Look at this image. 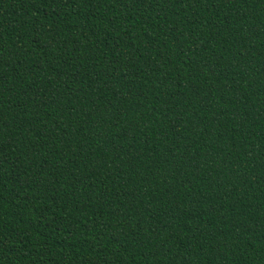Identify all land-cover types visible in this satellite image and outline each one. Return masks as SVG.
<instances>
[{
    "label": "trees",
    "instance_id": "obj_1",
    "mask_svg": "<svg viewBox=\"0 0 264 264\" xmlns=\"http://www.w3.org/2000/svg\"><path fill=\"white\" fill-rule=\"evenodd\" d=\"M0 264H264V0H0Z\"/></svg>",
    "mask_w": 264,
    "mask_h": 264
}]
</instances>
